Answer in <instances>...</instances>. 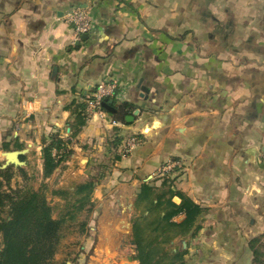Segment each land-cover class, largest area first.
<instances>
[{
	"label": "crops",
	"instance_id": "obj_1",
	"mask_svg": "<svg viewBox=\"0 0 264 264\" xmlns=\"http://www.w3.org/2000/svg\"><path fill=\"white\" fill-rule=\"evenodd\" d=\"M74 6L93 21L85 40L63 19ZM108 79L121 87L114 111L85 114L71 137V104ZM55 130L72 152L43 178ZM21 149L23 164L9 166L47 192L104 174L86 230L63 240L74 241L65 264L133 255L136 194L169 157L181 165L174 187L203 207L180 239L185 264H253L249 241L264 234V0H0V166Z\"/></svg>",
	"mask_w": 264,
	"mask_h": 264
},
{
	"label": "trees",
	"instance_id": "obj_2",
	"mask_svg": "<svg viewBox=\"0 0 264 264\" xmlns=\"http://www.w3.org/2000/svg\"><path fill=\"white\" fill-rule=\"evenodd\" d=\"M70 108L75 126L71 124L69 135L74 137L85 124V103L73 102ZM69 144L60 138L59 130L51 133L43 144V178L72 152ZM173 171L162 173L158 183H141L136 194L131 241L137 264H185L188 242L183 247L180 239L191 234L203 207L174 187L177 175L170 174ZM16 174L22 182L12 186ZM101 175L74 183L72 188H53L48 199L46 183L34 188L24 168H0V264H55L60 242L69 229L76 225L79 233L86 230L93 209L91 193ZM174 196L180 199L178 203ZM52 198L58 201L52 202ZM249 247L253 264H264V234L252 238Z\"/></svg>",
	"mask_w": 264,
	"mask_h": 264
},
{
	"label": "built area",
	"instance_id": "obj_3",
	"mask_svg": "<svg viewBox=\"0 0 264 264\" xmlns=\"http://www.w3.org/2000/svg\"><path fill=\"white\" fill-rule=\"evenodd\" d=\"M64 21L69 24L74 32L75 40H79L81 35L88 34L93 29V21L87 8L74 6L63 14ZM121 87L115 80H104L99 82L92 93L82 101L85 103V114L87 118L98 115L100 118H107V112L102 107V102L106 99L120 98ZM138 139L135 135L128 136L122 144V153H129L137 145ZM180 162L176 159L168 160L160 167L161 172H171L180 168Z\"/></svg>",
	"mask_w": 264,
	"mask_h": 264
},
{
	"label": "rangeland",
	"instance_id": "obj_4",
	"mask_svg": "<svg viewBox=\"0 0 264 264\" xmlns=\"http://www.w3.org/2000/svg\"><path fill=\"white\" fill-rule=\"evenodd\" d=\"M147 131V130H146ZM168 160H171V158L169 157L163 164H165ZM162 166V165H161ZM160 169V168H159ZM159 169H157L156 171H155V174H153V177H152V179L151 180H156L157 178H159V174H161V173H163V172H161ZM165 174L166 173H168V172H164ZM99 175H101L100 173H97L96 175H91V176H99ZM103 175L104 174H102L101 176H100V179L103 177ZM163 175V174H162ZM91 176H89V177H91ZM32 181H34V182H31V184H32V186L34 187L35 186V182H36V180L34 179V180H32ZM22 182V181H21ZM48 192H50V191H48ZM47 192V193H48ZM52 202H53V200H52ZM55 203H56V201H55ZM83 217L82 216H80L79 217V219H82ZM88 221H89V216H88ZM78 231H77V227H76V225H74L73 227H71L70 229H69V231L65 234V237L61 240V242H60V246H59V249H58V252L56 253V255H55V264H65V261H67V260H70V257H71V249L72 250H74L73 248H70L71 247V245H69L70 244V242H74V241H68V242H65V241H63L65 238H70V236H72V235H75L76 233H77ZM124 243V245H122L123 247L128 243L127 242V240L126 241H124L123 242ZM66 252L68 253V255L66 256L65 254H66ZM126 254V252L123 254V255H125ZM122 257H125V256H122Z\"/></svg>",
	"mask_w": 264,
	"mask_h": 264
},
{
	"label": "water",
	"instance_id": "obj_5",
	"mask_svg": "<svg viewBox=\"0 0 264 264\" xmlns=\"http://www.w3.org/2000/svg\"><path fill=\"white\" fill-rule=\"evenodd\" d=\"M87 36H88V34L81 35V40L87 39ZM111 103H112L111 99H108V100L105 99L102 102V107L105 108L106 110L110 111V112H113L114 108L111 106ZM129 117L131 118V116H129ZM24 152H25V149L8 150V151L2 152V154L5 158V161L3 164H1L0 168H5L9 165H15V166L22 165L23 161H21L19 157ZM132 244H134V243L132 242ZM183 246L184 247L186 246V243L184 241H183ZM131 260H132V256H128L127 261H122V262H120V264H130Z\"/></svg>",
	"mask_w": 264,
	"mask_h": 264
}]
</instances>
